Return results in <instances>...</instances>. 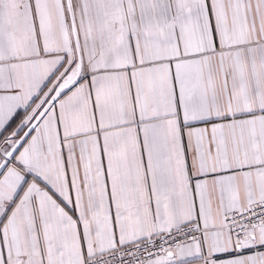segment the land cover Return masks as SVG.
Listing matches in <instances>:
<instances>
[{
    "label": "snow or ice",
    "instance_id": "snow-or-ice-1",
    "mask_svg": "<svg viewBox=\"0 0 264 264\" xmlns=\"http://www.w3.org/2000/svg\"><path fill=\"white\" fill-rule=\"evenodd\" d=\"M0 264H264V0H0Z\"/></svg>",
    "mask_w": 264,
    "mask_h": 264
}]
</instances>
